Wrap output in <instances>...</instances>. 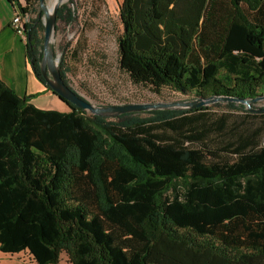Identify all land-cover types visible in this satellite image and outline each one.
I'll return each instance as SVG.
<instances>
[{"label": "trees", "instance_id": "16d2710c", "mask_svg": "<svg viewBox=\"0 0 264 264\" xmlns=\"http://www.w3.org/2000/svg\"><path fill=\"white\" fill-rule=\"evenodd\" d=\"M14 2L29 15L26 58L50 91L39 0ZM73 4L59 6L54 31L74 22ZM119 20L118 66L133 84L196 96L186 101L264 95V0H122ZM58 68L71 88L63 57ZM30 99L0 81L1 253L34 264L61 252L69 264H264V111L215 102L105 118Z\"/></svg>", "mask_w": 264, "mask_h": 264}, {"label": "rangeland", "instance_id": "374dc122", "mask_svg": "<svg viewBox=\"0 0 264 264\" xmlns=\"http://www.w3.org/2000/svg\"><path fill=\"white\" fill-rule=\"evenodd\" d=\"M56 0H45L51 8ZM68 0H65L66 3ZM122 0H73L74 22L57 24L51 45L55 50L57 65L60 58L68 69L71 88L95 106L172 103L195 99L194 94L182 95L169 88L158 92L150 86L135 85L118 66L117 37L122 32L119 5ZM23 4V3H22ZM34 17L35 14H30ZM78 49L76 57L72 51ZM48 94L36 101L38 107L48 110H67V106ZM264 108V100L255 104ZM217 111L224 112L220 108ZM0 264H34L26 252L9 255L0 252ZM57 264H69L60 253Z\"/></svg>", "mask_w": 264, "mask_h": 264}, {"label": "water", "instance_id": "95a60500", "mask_svg": "<svg viewBox=\"0 0 264 264\" xmlns=\"http://www.w3.org/2000/svg\"><path fill=\"white\" fill-rule=\"evenodd\" d=\"M45 0H39L40 10L43 13V43H42V59L39 65L40 74L50 91L57 97L59 101H65L72 104L80 110H84L90 115L113 118L124 114L144 113L155 110H186L202 106H207L215 102H234L245 105L250 111V105L264 100V95L255 99L240 100L228 97H209L206 99H196L191 101H179L172 103H146V104H124V105H108L95 106L86 99L77 94L73 89L66 85L60 77L57 58L54 55L51 40L54 35L56 24V13L65 0H56L51 8H47ZM31 64V63H30Z\"/></svg>", "mask_w": 264, "mask_h": 264}, {"label": "crops", "instance_id": "0c3cea01", "mask_svg": "<svg viewBox=\"0 0 264 264\" xmlns=\"http://www.w3.org/2000/svg\"><path fill=\"white\" fill-rule=\"evenodd\" d=\"M13 10L10 0H0V81L11 88L20 98L31 97L29 102L32 105L48 110V108L38 107L36 101L48 97V94H51L52 97L56 96L35 78L26 58V40L17 35L10 27ZM244 12L246 15L249 14L245 6ZM226 23L227 21L223 22L224 25ZM54 111L67 112L68 109Z\"/></svg>", "mask_w": 264, "mask_h": 264}, {"label": "built area", "instance_id": "2783aa9c", "mask_svg": "<svg viewBox=\"0 0 264 264\" xmlns=\"http://www.w3.org/2000/svg\"><path fill=\"white\" fill-rule=\"evenodd\" d=\"M10 1L14 9L10 27L17 35L21 36L22 38L26 40L25 24L29 20V15L23 14L19 10V8H17V5L15 4L14 0H10ZM19 4H21V6L23 5L21 1H19Z\"/></svg>", "mask_w": 264, "mask_h": 264}]
</instances>
